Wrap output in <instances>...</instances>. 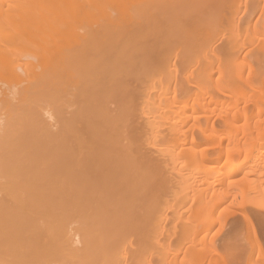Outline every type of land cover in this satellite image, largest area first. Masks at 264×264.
Here are the masks:
<instances>
[{"label": "bare ground", "instance_id": "obj_1", "mask_svg": "<svg viewBox=\"0 0 264 264\" xmlns=\"http://www.w3.org/2000/svg\"><path fill=\"white\" fill-rule=\"evenodd\" d=\"M249 1L0 0V264H176L182 243L161 238L186 212L194 246L224 214L229 243L264 230V37L237 34ZM193 249L191 264L216 253ZM226 250L217 264H264Z\"/></svg>", "mask_w": 264, "mask_h": 264}, {"label": "rangeland", "instance_id": "obj_2", "mask_svg": "<svg viewBox=\"0 0 264 264\" xmlns=\"http://www.w3.org/2000/svg\"><path fill=\"white\" fill-rule=\"evenodd\" d=\"M245 0H243V2H244ZM247 1H249V0H246V2ZM257 1H258V4H257ZM252 0V1H249L248 2V5H247V7L249 8H247L248 9V11H247V9L245 10L244 9V7H242V11H240V13H239V17H238V19L237 20H240L239 18L242 16V19L243 20H240V23H241V21H242V23L240 24L241 26H240V29L242 30H240V33L238 32L237 34L240 36V39H238V41H240L239 43H241V45H242V43L245 41V39H246V37L248 36H251L252 37V39H253V37L256 35L257 37H261V38H263L264 36L263 35H260L261 34V32L263 31L264 32V27L263 26H261V28L259 27L258 29L259 30H261L259 33L258 32H256L255 30H250V28L248 29V26H247V24L249 25L250 24V21L254 24L255 22H263V19L262 18H260L259 20H261V21H259L258 20V18L260 17V11H258V9L259 10H262V9H264V0ZM261 1V2H260ZM252 2V3H251ZM250 3L252 4V6L250 5ZM256 5V6H255ZM263 6V7H262ZM252 7H253V9H252ZM256 8V9H255ZM261 8V9H260ZM251 10V11H250ZM254 12H253V11ZM257 11V12H256ZM252 13H253V15H252ZM252 15V16H251ZM251 17V18H250ZM262 25H263V23H261ZM245 25V26H244ZM250 26V25H249ZM225 27V26H224ZM263 27V28H262ZM247 28V29H246ZM230 29V28H229ZM228 29V30H229ZM224 30H225V28H224ZM227 30V37H229L228 36V34H230L231 32H230V30L228 31ZM248 30V32H249V30H250V34L248 35V33L246 32ZM254 31L257 33V34H255L254 33ZM262 32V33H263ZM236 34V35H237ZM246 35V36H245ZM242 38V39H241ZM248 40L250 39V38H247ZM247 39H246V42H247ZM264 39V38H263ZM242 41V42H241ZM262 42H263V40L260 42L261 44H262ZM245 51V50H244ZM242 51L240 54L241 55H239L240 57H238V59L240 58V61L237 59V63H244L243 64V66L244 67H246L247 65V68L248 67H250V64H251V62L250 61H252L253 60V53L251 54V56L249 57V55L250 54H248V53H246L247 51ZM256 54V53H255ZM219 57V56H218ZM221 57V56H220ZM255 57V56H254ZM246 58V59H245ZM251 58V59H250ZM221 59H222V57H221ZM242 60V61H241ZM249 60V61H248ZM248 62V63H247ZM253 62V61H252ZM219 64V62L217 61L216 63H215V66H217L218 64ZM246 63V64H245ZM222 64V65H221ZM219 65H221L220 67H217L218 69L220 68V70L221 69H223V66H224V70L223 71H225V70H227V67L223 64V62L222 63H220ZM218 65V66H219ZM247 68H245L246 69V72H248L247 70L249 69H247ZM181 68H179V70H180ZM181 71H182V69H181ZM181 71H179V73L181 72ZM227 74V73H226ZM218 75L216 74V77H217ZM244 108V109H243ZM243 109V111L242 112H244V111H246V110H250L251 109V106L248 104L247 106L245 105L244 107H243V105H242V108H241V110ZM249 146H245V148H243V151H245V149H251L252 148V144H248ZM165 168H162V166H158V168L157 169H155V173H157V176H161L162 175V173L164 174L165 173V171H166V169L164 170ZM159 170V172L162 170L163 172H160L161 173V175L159 174V172H157ZM159 174V175H158ZM256 214H261V213H259V212H255ZM254 213V214H255ZM190 214H192V213H190V212H186L185 214L183 213V217H184V219H182V216H181V223H180V225H179V229L178 228H176V229H178L179 230V232L175 229H170V230H166V232L167 231H169L167 234L169 235V236H166L167 234H163L162 236V238H161V240H169L170 242H172V243H174L173 244V246L174 247H176L177 245L176 244H179V243H182V248H181V253H180V255L177 257V261L175 262L176 264H191V256H190V254H191V252H192V250H194L193 249V247L195 248V251H202V250H213V251H216V255L214 254V255H212V256H214L212 259H211V257L210 258H208L209 259V261H208V259H207V261L206 262H203V263H200V264H212V263H215V264H217V262L218 261H220V260H222L221 259V256L220 255H222L223 253H224V255H225V252H227V250L226 249H230V250H233V251H238L239 253H240V255L241 256H246V255H249V254H251L252 252L254 253V252H257L260 248L262 249V251L264 252V230L262 229V228H260L259 226H254V228L253 229H249V230H240V232H239V235L238 236H236L237 238H236V240L234 241V240H232L231 241V243H229V241H227V238H228V234H229V232H230V230H232V228H231V226H232V220H231V218H227L226 216L227 215H223V216H225L226 218H227V220L225 219V220H223L224 218H223V216L221 217V222L223 221V223H221L220 222V224L219 223H217L216 225H215V227L216 228H213L212 230H211V232H210V235L205 239V240H203L202 242H198L199 244H196L195 246L194 245H192L191 244V241L192 240H195L196 238L194 237V235H192V233L194 234V232H192L193 231V229L194 228H196V226L195 227H192V225L194 224V225H197V222L195 221H193L194 223L192 224V222H189L188 220H191V219H189L188 218V220H186L187 219V217H189L190 216ZM196 215V213L194 214V216H192V218H194V217H196L195 216ZM196 219V218H195ZM184 221H188L187 223H189V225H191L190 227L192 228H190L189 227V225L187 226L185 223H183ZM192 221V220H191ZM220 221V219L218 220V222ZM183 223V224H182ZM191 223V224H190ZM230 223V224H229ZM182 225H184V226H182ZM193 225V226H194ZM183 227H186V228H189L188 229V232H189V230H190V233H189V235H187L186 237H183V230H182V228ZM231 228V229H230ZM181 230V231H180ZM196 230H198L197 228H196ZM176 231V233H175V235H174V232ZM195 231V230H194ZM173 232V233H172ZM238 232H237V234H238ZM182 234V235H181ZM164 235H165V237H164ZM175 237V239L176 238H179L180 240H178V239H173V240H170L173 236ZM179 235H181V236H179ZM215 235L217 236V237H215ZM170 236H172L170 239L168 238V237H170ZM167 237V238H166ZM192 237H194L193 239H192ZM215 238V239H214ZM217 238V239H216ZM158 240H160L159 238H157ZM198 241H199V239H197ZM217 240V241H216ZM179 243H178V242ZM227 241V242H226ZM127 242V241H126ZM125 242V243H126ZM227 245H228V247H227ZM137 246V244L136 243H134V241L132 240V241H129L127 244H125V246L122 248V251H124V250H126V251H124V252H127V250L129 251L128 253H131L130 251H132L135 247ZM261 246V247H260ZM137 248V247H136ZM135 248V249H136ZM209 248V249H208ZM226 250V251H225ZM229 250V251H230ZM191 251V252H190ZM230 252H232V251H230ZM227 253H229V252H227ZM224 255H222V256H224ZM246 257H244L243 259H245ZM211 259V260H210ZM219 259V260H218ZM212 260L214 261V262H212ZM217 260V261H216ZM218 264H220V263H218Z\"/></svg>", "mask_w": 264, "mask_h": 264}]
</instances>
